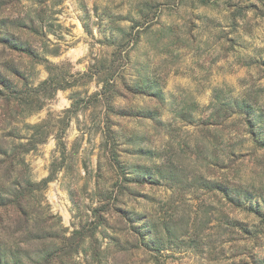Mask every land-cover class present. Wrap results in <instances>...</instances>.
<instances>
[{
    "label": "rangeland",
    "instance_id": "374dc122",
    "mask_svg": "<svg viewBox=\"0 0 264 264\" xmlns=\"http://www.w3.org/2000/svg\"><path fill=\"white\" fill-rule=\"evenodd\" d=\"M0 264H264V0H0Z\"/></svg>",
    "mask_w": 264,
    "mask_h": 264
}]
</instances>
